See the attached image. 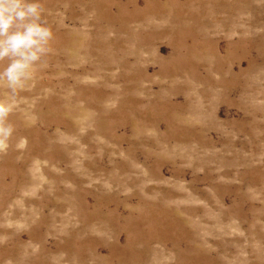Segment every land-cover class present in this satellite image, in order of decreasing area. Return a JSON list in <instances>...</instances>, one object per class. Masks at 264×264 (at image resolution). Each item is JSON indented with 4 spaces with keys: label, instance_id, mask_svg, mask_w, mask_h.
Returning a JSON list of instances; mask_svg holds the SVG:
<instances>
[{
    "label": "rangeland",
    "instance_id": "obj_1",
    "mask_svg": "<svg viewBox=\"0 0 264 264\" xmlns=\"http://www.w3.org/2000/svg\"><path fill=\"white\" fill-rule=\"evenodd\" d=\"M40 2L0 264H264V0Z\"/></svg>",
    "mask_w": 264,
    "mask_h": 264
},
{
    "label": "clouds",
    "instance_id": "obj_2",
    "mask_svg": "<svg viewBox=\"0 0 264 264\" xmlns=\"http://www.w3.org/2000/svg\"><path fill=\"white\" fill-rule=\"evenodd\" d=\"M53 32L44 18L40 0H0V62L7 66L0 72L13 93L32 79L44 56L50 52ZM15 102L0 99V151L8 147L14 126L7 122ZM21 144H26L22 139Z\"/></svg>",
    "mask_w": 264,
    "mask_h": 264
}]
</instances>
